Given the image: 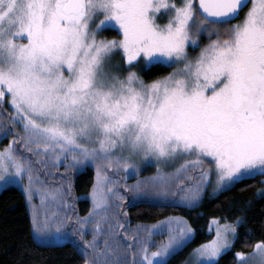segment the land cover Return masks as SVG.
Listing matches in <instances>:
<instances>
[{
    "label": "snow or ice",
    "instance_id": "6c2138e0",
    "mask_svg": "<svg viewBox=\"0 0 264 264\" xmlns=\"http://www.w3.org/2000/svg\"><path fill=\"white\" fill-rule=\"evenodd\" d=\"M105 30L118 36H100ZM141 61L145 70L176 67L145 82L133 70ZM5 102L12 112L0 131L12 135L0 148V183L21 185L34 239L74 238L83 264H165L195 229L167 216L125 230L128 193L192 207L209 184L217 192L264 177V0H0ZM86 162L95 181L80 216L71 183L45 176ZM148 165L155 172L142 176ZM208 228L215 235L192 250L195 264H214L237 232L215 216ZM252 247L235 253L236 264H264V239Z\"/></svg>",
    "mask_w": 264,
    "mask_h": 264
},
{
    "label": "trees",
    "instance_id": "16d2710c",
    "mask_svg": "<svg viewBox=\"0 0 264 264\" xmlns=\"http://www.w3.org/2000/svg\"><path fill=\"white\" fill-rule=\"evenodd\" d=\"M245 9L230 23L239 19ZM106 35H117L114 30H105ZM215 38V37H213ZM201 45L207 43V37H199ZM173 66L154 64L145 70L140 62L133 66L145 82L164 76L171 71ZM3 110V112H2ZM12 108L8 103L0 107V122H7V113ZM2 132V131H1ZM153 171L149 166L142 169V174ZM195 175V170H190ZM135 178H129L128 183ZM264 177L256 176L254 179H242L231 187L221 191L216 196H204L195 207L177 208L176 203H155L141 200H133L125 204L128 217L122 221L126 223V229H133L138 224H152L164 217L174 214H182L195 229L193 238L180 250L173 254L165 264H181L191 255L192 250L201 243L212 238L208 231V224L212 217H220L222 220L235 221L240 219L236 239L230 249L224 252L214 264H236L235 253L243 251L251 253L252 245L257 240L264 239ZM71 183V188L79 197L76 211L80 216H85L91 207L88 193L95 181V172L87 168L80 173H74L66 180ZM142 234V233H141ZM129 235H133L129 231ZM86 239H91L88 232ZM84 254L77 244L66 241L62 244H45L34 239L30 224V213L24 192L17 186H8L0 192V264H83Z\"/></svg>",
    "mask_w": 264,
    "mask_h": 264
},
{
    "label": "rangeland",
    "instance_id": "374dc122",
    "mask_svg": "<svg viewBox=\"0 0 264 264\" xmlns=\"http://www.w3.org/2000/svg\"><path fill=\"white\" fill-rule=\"evenodd\" d=\"M246 8H247V7H246ZM245 11H246V9H245ZM242 16H243V14H242ZM242 16H241L239 19L235 20L234 23L238 22V21L242 18ZM167 18H168V12H167V10H161V12L157 14V19H158V22H159V23H162V24H163V23H166V22H167ZM116 32H117V31H116ZM99 35H100V36H106V37H116V36H118V32H117V35H109V36H108V35H106L105 32L103 31V32H101ZM199 42H200V40H199ZM200 44H201V42H200ZM188 51H189V53H190L191 56H195V55L199 52V48H198V47H192V46H189ZM113 61H114L115 63H119V62H120V56H119V54H117L116 56L113 57ZM141 63L144 64L143 61H141ZM171 66H173L172 69L176 67L175 64H173V65H171ZM172 69H171V71H172ZM121 71H127V69H121ZM171 71H170V72H171ZM165 75H166V74H165ZM8 126H11V125L9 124ZM17 127H19V126L17 125ZM11 135H12V134L9 133L7 136H5L4 133H3V131H2V132L0 131V148H3L5 145H7V144L9 143V141H10V139H11ZM182 159H191V158H190V157L178 158L176 161H174V162H170L169 164L162 165V166H164V167L166 168V170H168V169H170V168H172V167H175V166L178 165L179 163H181V162H182ZM148 166L151 167V168L153 169V171H149V172H147L148 174H142V173H140L142 176H143V175H150V174H152L153 172H155V166H154V165H148ZM37 167H41V166H40V165H37ZM89 167L92 168V169L94 170V172H95V168H94V166H93V164H92L91 162H86V163H84V164H81V165L75 166V167H73L72 169H66L65 166H64V164H63V163H60L57 167H52V168H50V170L53 171V172L55 173V175L52 176V177H50V178L47 177V176H45V180H46L48 183H55V182H61V181H63V182H67L66 180H68V178H71L72 175H74V173H80V172L86 170V169L89 168ZM145 167H146V166H145ZM145 167H143V169H144ZM41 174L44 175V170H43V169L41 170ZM61 174H64V175L62 176ZM120 175H124V173H120ZM129 178H135V176L132 175V176H129ZM120 183L123 184L124 181L121 180ZM232 185H233V184H232ZM232 185H231V186H232ZM8 186H17V187H19V188L23 191V189H22V187H21V185H20L19 183H15V184H4V183H0V192H1L4 188H6V187H8ZM231 186H229V187H231ZM229 187H226V188H224V189H221V190H219V191H217V192H213V185H212V184H209V185H207V186L205 187L204 191L201 193V197H200L199 202L201 201V199H202L204 196H209V197H211V196H216V195H218L221 191H223V190H225V189H227V188H229ZM130 194H131V193H128V196H129ZM73 198H75V199L73 200V203L76 204V205L78 206L79 197L77 196L76 192H75L74 190H72V188H71V194H70V196H69V199H73ZM126 201H127V200H125L124 202H126ZM37 202H38V201H37ZM90 202H91V201H90ZM124 202H123V203H124ZM199 202H198L196 205H198ZM168 203H172V202H168ZM27 204H28V202H27ZM176 204H179V205L176 206L177 208H180V207H181L180 205H182L181 208H184V207L187 208L185 205H183V204H181V203H176ZM196 205H195V206H196ZM195 206H192V207H195ZM28 208H29V206H28ZM29 213H30V209H29ZM171 216H181V217H184V218H185V216H183L182 214H174V215H171ZM186 219H187V218H186ZM187 220H188V219H187ZM188 221H189V220H188ZM224 221H225V220H222V219H221V223H223ZM227 221H228V220H227ZM229 222H233V223H235L236 229L238 230V226H239V224H240V219H239L238 221L235 220V221H229ZM189 223H190V221H189ZM190 224H191V223H190ZM192 227H193V226H192ZM193 228H194V227H193ZM208 231L210 232L209 228H208ZM210 233H212L213 236L215 235V232H214V231H211ZM33 235H34V233H33ZM213 236H212V238H213ZM236 236H237V232H236L235 237L232 238V242H231L230 246L227 247L225 250H223V251L221 252V254L219 255V257H220L224 252H226L228 249H230V248L232 247V245H233V243H234V241H235V239H236ZM166 237H167V233H164L163 235L155 236L156 241L164 240V239H166ZM212 238H211V239H212ZM211 239H210V240H211ZM36 240H37V239H36ZM69 240H72V241L76 242L74 238H73V239H69ZM37 241H39V242H41V243H45V244H62V243H64V242L67 241V240L48 239V240H37ZM187 243H188V242H187ZM187 243H186V244H187ZM186 244H185V245H186ZM182 247H183V246H182ZM182 247H181V248H182ZM152 248H153V250H154V249H155V245H153ZM181 248H179L178 250H180ZM178 250H176L175 252H173L172 254H170L168 257H166V258H165V263H166V262L168 261V259H169L173 254H175ZM219 257H217V258L215 259L214 262H216V261L219 259ZM181 264H195V261H194L193 257L190 255V256L187 258V260H185V261H184L183 263H181Z\"/></svg>",
    "mask_w": 264,
    "mask_h": 264
},
{
    "label": "water",
    "instance_id": "95a60500",
    "mask_svg": "<svg viewBox=\"0 0 264 264\" xmlns=\"http://www.w3.org/2000/svg\"><path fill=\"white\" fill-rule=\"evenodd\" d=\"M246 7H247V6H246ZM246 7H245V8H246ZM245 8H244V9H245ZM244 9H241V12H242ZM241 12H240V13H241ZM129 201H130V196H129V200H127V201L125 202V204L129 203ZM124 210L126 211V206H124ZM127 217H128V215H127Z\"/></svg>",
    "mask_w": 264,
    "mask_h": 264
},
{
    "label": "flooded vegetation",
    "instance_id": "af4514ba",
    "mask_svg": "<svg viewBox=\"0 0 264 264\" xmlns=\"http://www.w3.org/2000/svg\"><path fill=\"white\" fill-rule=\"evenodd\" d=\"M2 112H3V110H2ZM153 239L156 241V238H155V236L153 237ZM67 241H72V240H67ZM65 242H66V241H65ZM65 242H64V243H65ZM72 242H73L74 244H77V243H76V242H74V241H72ZM153 245H155V244H153ZM153 245H152V246H153Z\"/></svg>",
    "mask_w": 264,
    "mask_h": 264
},
{
    "label": "bare ground",
    "instance_id": "6f19581e",
    "mask_svg": "<svg viewBox=\"0 0 264 264\" xmlns=\"http://www.w3.org/2000/svg\"><path fill=\"white\" fill-rule=\"evenodd\" d=\"M246 9V8H245Z\"/></svg>",
    "mask_w": 264,
    "mask_h": 264
}]
</instances>
